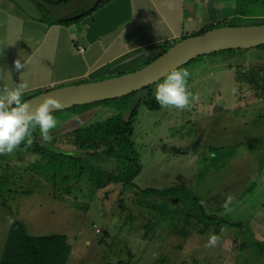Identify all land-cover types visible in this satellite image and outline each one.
Instances as JSON below:
<instances>
[{"label":"rangeland","instance_id":"1","mask_svg":"<svg viewBox=\"0 0 264 264\" xmlns=\"http://www.w3.org/2000/svg\"><path fill=\"white\" fill-rule=\"evenodd\" d=\"M236 1L235 10L249 17L248 25L264 23V0ZM251 65L264 67V48L224 50L195 58L176 69L190 73L189 88L199 95L189 110L136 107L131 136L141 164L133 180L136 187L119 182L97 190L83 174L65 193L60 185L35 175L30 163L39 158L22 145L11 155H0V256L11 217L31 235H66L71 245L66 264H264V68L258 92L248 87L242 74ZM113 76L117 75L86 77L65 85ZM164 79L151 86L154 99ZM143 91L130 98L124 111L120 108L124 100L116 98L55 112L59 124L51 131L53 141L45 143L37 129L33 142L76 153L67 141L69 132L117 116L127 118L137 99L147 97ZM114 166L104 165L107 170ZM175 186H183L170 199L172 205H179L181 197V206L174 209L181 212L180 218L191 205L185 198L192 192L205 213L241 226L227 223L217 232L211 226L204 233H198L199 225L188 226L189 233L182 237L168 226L170 213L159 215L139 194L146 188ZM229 193L232 201L226 211L223 204ZM146 200L163 201L157 196ZM194 209L192 205L190 212ZM153 220L160 223L146 232L145 224ZM174 223L177 229L183 224ZM211 234L220 237L219 245L206 248ZM243 240L245 249L240 247Z\"/></svg>","mask_w":264,"mask_h":264},{"label":"crops","instance_id":"2","mask_svg":"<svg viewBox=\"0 0 264 264\" xmlns=\"http://www.w3.org/2000/svg\"><path fill=\"white\" fill-rule=\"evenodd\" d=\"M236 2L110 0L65 27L32 19L13 0H0V88H14L23 79L25 99L71 81L121 73L211 24L233 20L238 24L227 25H248L249 17L237 13ZM16 59L28 61V67L17 72Z\"/></svg>","mask_w":264,"mask_h":264},{"label":"trees","instance_id":"3","mask_svg":"<svg viewBox=\"0 0 264 264\" xmlns=\"http://www.w3.org/2000/svg\"><path fill=\"white\" fill-rule=\"evenodd\" d=\"M43 1L61 5L69 0ZM109 1L110 0H102L92 9L88 8L82 10L79 13L61 20H54L42 6L39 4L36 5L42 14L40 21L71 27L80 23L95 10L105 6ZM221 25L222 24L220 23L211 24V26L209 25L194 35ZM259 48H264V45L259 46ZM164 51L165 50H163V52ZM162 53L143 61V66L150 63ZM247 68L249 69L247 70V72H249L247 76H245L247 72H243L242 74L246 78L248 87L259 92L260 88L258 87L261 81L259 80V74L262 73L261 71L264 67L251 65ZM123 73L125 72L116 75ZM150 88L151 86L143 89L147 91V97L137 99L135 103L136 105L134 104L135 108L131 110L127 118L123 119L122 116H117L113 119L80 127L69 132L67 135L68 139H66L75 147L76 153L56 151L52 146H50V148L48 146L39 145L35 142H33L30 147L26 146V142L22 143L21 145L23 148L32 154H37L39 158V160L30 163V168H32L35 175L43 177L46 181H50L53 186L57 187V185H60L62 191L65 193L71 191V182L74 184L80 182L83 174L86 176L87 182L90 186L97 190L119 182L126 186L136 187L133 180L136 175L139 174L141 164L138 161V153L131 140L133 120L136 107L139 104H144L149 108H157L159 106L156 100L152 97ZM136 93L137 92L120 97L124 100L122 107L120 106V108L123 109L122 111L127 110V103ZM108 163H114V169H105L104 165ZM30 177L32 179V176ZM60 183L64 184L61 185ZM182 187L183 186H181V188ZM181 188L179 186L164 189L146 188L141 190L139 194H144V202L156 210L159 215H163V211H165V214L167 215L170 213L169 217L171 219H169L168 226L171 230H176V233L179 232L182 237H185L189 233L188 229H186L188 226L194 227L199 225V227H197L198 233L208 231L211 226L214 227V231L217 232L227 223L234 226H241L240 222H230L222 217L205 213L203 205L200 204L192 192H189V194L186 195L187 198H185L187 201H190L191 205L188 206L186 215L180 218L179 216L181 215V212L179 215V212H174V209L177 206H181V197L179 199V205H172L170 201L172 198L176 197L179 192L178 189ZM148 196H157L162 198L163 201L160 203H155L152 200L147 201L146 199ZM192 205L195 209L190 212V207ZM193 218L196 219L195 223L191 222ZM175 221L176 223L181 221L183 224L178 229L177 227L174 228ZM159 223V220L147 222L145 224L146 232L148 230L154 231L155 225ZM240 247L242 249L247 247L244 240L240 243ZM70 250L71 245L68 242L66 235L58 233L49 235H31L27 232L25 225L21 221L13 220L9 226L6 239L4 240L0 256V264H66Z\"/></svg>","mask_w":264,"mask_h":264},{"label":"water","instance_id":"4","mask_svg":"<svg viewBox=\"0 0 264 264\" xmlns=\"http://www.w3.org/2000/svg\"><path fill=\"white\" fill-rule=\"evenodd\" d=\"M30 18L40 20L42 6L54 20H61L85 9H92L102 0H69L57 5L43 0H13ZM264 45V23L250 25H223L200 34L182 38L173 43L161 55L147 65L102 80L63 85L41 91L25 101L38 102L40 98L54 95L65 109L100 101L120 98L139 92L189 61L213 53L231 49H248Z\"/></svg>","mask_w":264,"mask_h":264},{"label":"clouds","instance_id":"5","mask_svg":"<svg viewBox=\"0 0 264 264\" xmlns=\"http://www.w3.org/2000/svg\"><path fill=\"white\" fill-rule=\"evenodd\" d=\"M28 61L16 59L14 68L17 72L28 67ZM4 68H0V79ZM23 73L21 74L22 77ZM190 73L187 70H171L155 90V100L164 109L189 110L192 103L199 100L188 85ZM28 84L23 79L14 88H0V155H11L22 143L26 146L33 143V132L39 130L45 143L53 139L51 131L58 127L59 121L53 116L61 111L65 104L54 95L40 98L38 102L25 101L23 95ZM74 119L77 117L73 116ZM232 197L229 196L223 207L229 211ZM12 218L9 217V224ZM220 237L211 234L205 244L206 248L219 245Z\"/></svg>","mask_w":264,"mask_h":264},{"label":"built area","instance_id":"6","mask_svg":"<svg viewBox=\"0 0 264 264\" xmlns=\"http://www.w3.org/2000/svg\"><path fill=\"white\" fill-rule=\"evenodd\" d=\"M78 50L82 52L84 49L82 47H78Z\"/></svg>","mask_w":264,"mask_h":264}]
</instances>
